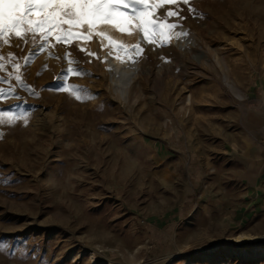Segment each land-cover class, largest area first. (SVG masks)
<instances>
[{
  "label": "rangeland",
  "instance_id": "obj_1",
  "mask_svg": "<svg viewBox=\"0 0 264 264\" xmlns=\"http://www.w3.org/2000/svg\"><path fill=\"white\" fill-rule=\"evenodd\" d=\"M148 4L161 20L177 8L185 19L168 18L181 27L167 43L143 36L127 96L77 39L43 50L38 34L0 39V264H264V212L243 217L234 184L233 223L199 196L242 171L213 154L217 133L240 131L243 113L259 130L264 0ZM174 31L187 33L182 49ZM68 67L82 72L57 80ZM167 129L195 135L193 164L190 153L163 159Z\"/></svg>",
  "mask_w": 264,
  "mask_h": 264
},
{
  "label": "snow or ice",
  "instance_id": "obj_2",
  "mask_svg": "<svg viewBox=\"0 0 264 264\" xmlns=\"http://www.w3.org/2000/svg\"><path fill=\"white\" fill-rule=\"evenodd\" d=\"M182 2L189 4V0ZM157 3L175 5L180 3V0H157ZM149 7L148 0H0V39L13 33L17 37L32 33L35 39L38 34L41 41L39 48L43 50L50 39H55L58 43H69L82 37L85 31H91L99 24L107 22L117 25L126 23L133 29L138 27L150 43L157 39L167 43L164 38L168 37L169 32L181 27L178 22H168V18L176 17L177 21L185 19L182 11L179 8L169 9L161 20L159 17H152ZM188 11L192 9L189 8ZM185 35L187 33L183 31L177 33L178 37ZM136 51H141L138 45ZM69 55L70 53H65V59ZM68 63L71 64L72 61L68 60ZM16 67L19 68V65ZM81 72L82 70L68 67L62 70V74L56 79L62 81L68 74L79 75ZM16 80L23 83L20 76H17ZM52 90L67 91V88L56 87ZM10 92L15 93V89H10ZM4 95L0 90V97ZM76 98L80 99L79 96Z\"/></svg>",
  "mask_w": 264,
  "mask_h": 264
},
{
  "label": "crops",
  "instance_id": "obj_3",
  "mask_svg": "<svg viewBox=\"0 0 264 264\" xmlns=\"http://www.w3.org/2000/svg\"><path fill=\"white\" fill-rule=\"evenodd\" d=\"M253 117L256 119L259 130L251 128L248 122V114L243 113L239 119L240 131L236 133L227 132V130L218 132L213 139L220 146V149L214 150L213 154L227 160L228 164L233 161L241 167L242 171L238 178L233 180L231 174H224L222 175L221 184L209 182L199 191L200 198L206 201L204 206L207 207V211L217 213L228 223H233L238 219L232 218L234 214L228 208L232 184H234L235 192L238 194L237 198L244 202L243 217L250 210L258 212L256 214L264 212V111L256 112ZM227 123L230 124L231 120ZM162 138L165 143V146H161L164 152L163 159L173 158L168 156L170 151H173L176 152L178 159L176 162L181 163L183 162L182 157L190 153L192 164L194 163L195 153L192 151L200 145L194 134L181 133L176 129H167L165 137ZM213 161L209 157V163ZM247 170L257 171L256 177H249ZM248 183L253 186L246 187ZM193 195L194 193L190 190L188 199L193 200Z\"/></svg>",
  "mask_w": 264,
  "mask_h": 264
},
{
  "label": "bare ground",
  "instance_id": "obj_4",
  "mask_svg": "<svg viewBox=\"0 0 264 264\" xmlns=\"http://www.w3.org/2000/svg\"><path fill=\"white\" fill-rule=\"evenodd\" d=\"M152 12L153 18L159 17L161 19V16L157 15L158 13ZM134 23L135 21H133ZM137 30H139L138 27L133 29L126 23L117 25L104 22L91 31H85L82 37L77 38L79 46L85 50L90 58L102 59L103 65L108 68L110 80L115 90L122 96L128 95L131 85L143 66L142 58L137 53L136 46L138 45L140 49L144 35L143 33L138 35ZM170 36L173 44L181 49L184 47L180 37L177 36V32H172ZM156 42L158 41L155 40L153 43ZM192 44L195 45L194 42ZM121 45L124 47H120ZM89 53L95 55H89ZM187 101L191 102V99L188 98ZM257 251L264 252V247H258Z\"/></svg>",
  "mask_w": 264,
  "mask_h": 264
}]
</instances>
